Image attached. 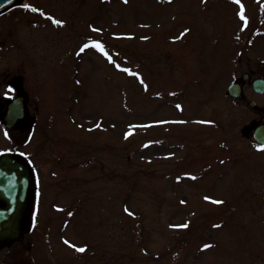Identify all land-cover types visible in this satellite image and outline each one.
<instances>
[{
  "label": "rangeland",
  "instance_id": "obj_1",
  "mask_svg": "<svg viewBox=\"0 0 264 264\" xmlns=\"http://www.w3.org/2000/svg\"><path fill=\"white\" fill-rule=\"evenodd\" d=\"M262 62L264 0H24L1 14L0 112L23 94L26 114L0 115V155L32 171L48 258L264 264V92H228Z\"/></svg>",
  "mask_w": 264,
  "mask_h": 264
},
{
  "label": "water",
  "instance_id": "obj_2",
  "mask_svg": "<svg viewBox=\"0 0 264 264\" xmlns=\"http://www.w3.org/2000/svg\"><path fill=\"white\" fill-rule=\"evenodd\" d=\"M19 0H0V13L16 5ZM264 69V63H261ZM254 88L264 91V78L254 80ZM228 91L237 96L241 93V85L233 82ZM255 104L254 101L251 102ZM24 115V96L13 98L8 104L5 120L8 126L13 125ZM255 138L264 143V123L254 130ZM32 186V174L26 162L12 153L0 155V198L5 205L0 206V242L16 239L23 212L27 206Z\"/></svg>",
  "mask_w": 264,
  "mask_h": 264
},
{
  "label": "flooded vegetation",
  "instance_id": "obj_3",
  "mask_svg": "<svg viewBox=\"0 0 264 264\" xmlns=\"http://www.w3.org/2000/svg\"><path fill=\"white\" fill-rule=\"evenodd\" d=\"M250 77L251 76L248 72L243 73V79L240 80L242 84V93L244 92L246 81H253L255 78L261 76H255L253 79ZM5 114L6 108L5 111L0 112V115H3V120ZM263 122L264 121H262L261 118L259 122L254 124L255 126H253V133L255 127ZM32 188L30 192V200L22 215L18 238L0 242V264H55V260L48 258L49 254L40 248L39 234L36 226V216L31 207L33 192ZM4 204V200L0 198V205ZM64 264L67 263L64 262Z\"/></svg>",
  "mask_w": 264,
  "mask_h": 264
},
{
  "label": "snow or ice",
  "instance_id": "obj_4",
  "mask_svg": "<svg viewBox=\"0 0 264 264\" xmlns=\"http://www.w3.org/2000/svg\"><path fill=\"white\" fill-rule=\"evenodd\" d=\"M58 23H59V22H58ZM82 51H83V49H82ZM206 199H207V198H206ZM213 203H217V204H219V203H222V201H213ZM182 227H187V225H183ZM66 243H67V242H66ZM205 247H208V246L206 245ZM76 250L79 251V252H83V251H85L84 248H77Z\"/></svg>",
  "mask_w": 264,
  "mask_h": 264
},
{
  "label": "bare ground",
  "instance_id": "obj_5",
  "mask_svg": "<svg viewBox=\"0 0 264 264\" xmlns=\"http://www.w3.org/2000/svg\"><path fill=\"white\" fill-rule=\"evenodd\" d=\"M24 0H20V2H23Z\"/></svg>",
  "mask_w": 264,
  "mask_h": 264
}]
</instances>
